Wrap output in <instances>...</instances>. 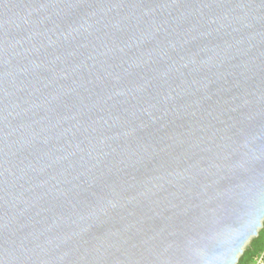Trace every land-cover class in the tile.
Segmentation results:
<instances>
[{
	"label": "water",
	"instance_id": "95a60500",
	"mask_svg": "<svg viewBox=\"0 0 264 264\" xmlns=\"http://www.w3.org/2000/svg\"><path fill=\"white\" fill-rule=\"evenodd\" d=\"M261 205L264 0H0V264H193Z\"/></svg>",
	"mask_w": 264,
	"mask_h": 264
},
{
	"label": "clouds",
	"instance_id": "9594fccd",
	"mask_svg": "<svg viewBox=\"0 0 264 264\" xmlns=\"http://www.w3.org/2000/svg\"><path fill=\"white\" fill-rule=\"evenodd\" d=\"M264 205L243 216L218 234L216 246H198L193 250V264H264ZM259 238V258L245 260L248 246Z\"/></svg>",
	"mask_w": 264,
	"mask_h": 264
},
{
	"label": "trees",
	"instance_id": "16d2710c",
	"mask_svg": "<svg viewBox=\"0 0 264 264\" xmlns=\"http://www.w3.org/2000/svg\"><path fill=\"white\" fill-rule=\"evenodd\" d=\"M259 238L257 240H254L249 246L247 251L245 252L244 259L250 260L252 258H256L259 255Z\"/></svg>",
	"mask_w": 264,
	"mask_h": 264
},
{
	"label": "built area",
	"instance_id": "2783aa9c",
	"mask_svg": "<svg viewBox=\"0 0 264 264\" xmlns=\"http://www.w3.org/2000/svg\"><path fill=\"white\" fill-rule=\"evenodd\" d=\"M256 258H259V255Z\"/></svg>",
	"mask_w": 264,
	"mask_h": 264
}]
</instances>
